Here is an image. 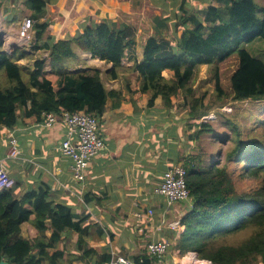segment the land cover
<instances>
[{"label": "trees", "instance_id": "16d2710c", "mask_svg": "<svg viewBox=\"0 0 264 264\" xmlns=\"http://www.w3.org/2000/svg\"><path fill=\"white\" fill-rule=\"evenodd\" d=\"M47 1L26 0L35 20L29 49L15 48L7 53L1 43V125L13 127L18 122L19 108L25 116L85 110L99 118L111 97L122 101L137 96L148 100L149 106L162 97L167 108L185 101L190 140L199 141L204 134H216L215 124L203 117L213 109L218 117L227 116L220 108L229 103L230 94L233 102L264 100V60L248 48V44L264 39V5L256 0H228V7L216 4L224 0H154L165 8V14L155 17L154 32L144 44L143 60H136L130 67L138 75L133 89L127 80L126 87L132 93L127 97L118 90H107L100 70L72 71L67 63L78 58L74 49L79 47L93 58L111 63L109 75L116 79L125 68L123 59L134 43L136 29L104 21L55 41L52 36L47 38L50 21L43 20ZM170 32L174 38H170L168 50L160 37ZM41 49L50 51L51 70H46L45 58L34 56ZM233 55L239 62L230 75L229 93L222 85L219 63ZM23 58L33 60L35 68L18 63ZM204 65L214 74L213 98L208 90L199 92L194 87ZM209 99H213L211 103ZM229 125L231 134L217 135L232 142L222 155L224 162L205 164L199 152L181 162L187 171L192 207L180 219L183 231L177 238L178 247L182 255L193 251L197 258L213 264H264V138H243L236 121L230 120ZM232 162L243 168L239 176L258 179L257 186L240 189L231 170ZM27 221L39 230L34 240L20 235L21 224ZM49 228L52 235L47 240ZM65 229L81 231L70 209L50 202L45 190L29 192L21 199L16 198L13 188L0 190V260L9 264H59L63 253L51 252L50 247ZM245 231L248 236L235 243L233 238ZM144 250L136 258L138 264L159 263L148 248Z\"/></svg>", "mask_w": 264, "mask_h": 264}, {"label": "crops", "instance_id": "0c3cea01", "mask_svg": "<svg viewBox=\"0 0 264 264\" xmlns=\"http://www.w3.org/2000/svg\"><path fill=\"white\" fill-rule=\"evenodd\" d=\"M147 2L163 12L155 17L165 14V8L154 0H145V3L142 0H48L43 18L51 23L47 38L52 36L58 41L83 33L91 23L104 21L131 26L132 22L122 20L126 16L124 12ZM0 4V46L2 43L7 53L15 48L29 49L32 42L18 44L14 41L18 39L23 19L32 17L26 0H0ZM147 19L152 26L156 22L155 18ZM148 37L143 41L140 34L135 35L134 43L126 50L125 68L116 79L109 75L111 63L93 58L90 52L79 47L74 49L78 58L70 60L67 67L72 71L98 69L107 90H118L127 97L132 95L126 87L127 80L131 81L133 89L138 75L130 67L136 58L143 59ZM49 54L46 49L34 53L35 57L47 60V71L51 70ZM18 63L35 68L33 60L27 58ZM164 75L168 77L167 72ZM186 110L185 102L167 108L162 97H157L153 106L137 96L122 101L109 98L103 116L99 117L98 132L105 148L91 160L82 182L73 178L72 159L61 152V143L66 137L61 115L56 114L57 121L46 127L43 113L25 116L19 108L18 122L13 127L0 124V167L15 180L12 188L16 198L45 190L50 202L70 209L80 224L82 232L65 229L54 241L55 246L50 247L51 252L63 253L59 264H107L118 256L138 264L136 258L144 254L148 243L159 239L169 242L164 260L170 264L210 263L197 258L193 251L182 255L178 247L177 238L183 231L179 222L188 210V203L176 202L167 209L164 196L154 192L167 168L197 153L193 147L195 141L189 137ZM12 136L17 138L21 149L17 158L8 157ZM149 209L153 210L150 216L147 215ZM139 213L143 216L138 217ZM34 217L32 215V219ZM38 234L39 230L31 221L21 224V237L34 240ZM51 235L49 228L47 240Z\"/></svg>", "mask_w": 264, "mask_h": 264}, {"label": "rangeland", "instance_id": "374dc122", "mask_svg": "<svg viewBox=\"0 0 264 264\" xmlns=\"http://www.w3.org/2000/svg\"><path fill=\"white\" fill-rule=\"evenodd\" d=\"M145 3V0H142ZM260 4L264 5V0H256ZM154 3V2H153ZM216 4H221L227 7L229 6V1L224 0L223 3L217 2ZM209 4L203 3V6H208ZM136 7L124 12L126 16L122 17V20L132 22L131 26L136 29V37L141 36L142 40L147 38L153 32V27L151 22H149V17L155 18V14H163L160 8L152 7L150 2L146 5L140 3L135 5ZM145 18V19H144ZM143 22V23H141ZM1 28V24H0ZM178 36V34H177ZM170 38H174L173 33H168L167 36L163 35L160 40L163 43H167V49L170 50ZM143 40V41H144ZM17 41V40H14ZM248 48L257 56L264 60V39H257L256 41L248 44ZM127 57L123 59V63L126 62ZM139 60L138 58H136ZM143 60V59H142ZM141 60V61H142ZM238 57L236 55L231 56L225 61L219 63L221 82L224 89L227 92H231L230 87V75L238 66ZM194 87L199 92H204L208 90L210 92V98L216 96L215 90V78L213 71L210 72L209 66H201L198 76L194 81ZM213 99H209L211 103ZM229 103H227L223 108H220L221 112H226L227 116L223 115L218 117L216 109H213L209 114L205 115L203 119L205 121L210 120L215 124L216 134H204L199 141L193 142V147L196 151L200 152V155L204 159V162L211 163L214 165L216 162H224L223 154L229 149L231 141L226 142V139L217 136L218 134H231L232 130L229 125L230 120L236 121L237 124L241 126V132L243 138L251 137H262L264 138V100L260 101H232V95H229ZM185 102V101H182ZM198 129V128H197ZM189 155L185 156L187 158ZM179 164V163H177ZM183 164V163H182ZM242 164V162H241ZM234 165V166H233ZM236 167V169H234ZM231 170L235 173L236 179L238 180L239 188L246 186L248 189L257 186L259 180L254 176H239L243 171V168L239 163L232 162ZM188 207V205H187ZM248 231H245L233 238L235 243H238L242 239L248 236ZM261 264V263H260Z\"/></svg>", "mask_w": 264, "mask_h": 264}, {"label": "built area", "instance_id": "2783aa9c", "mask_svg": "<svg viewBox=\"0 0 264 264\" xmlns=\"http://www.w3.org/2000/svg\"><path fill=\"white\" fill-rule=\"evenodd\" d=\"M35 20L32 17L23 19L18 29V44H29L34 39ZM61 119L66 127V137L61 143V152L72 159V174L76 181L82 182L86 178L87 169L91 160L104 148V139L99 135V118L87 111L63 110ZM46 127H51L57 116L52 112H43ZM76 137V140L73 138ZM21 149L16 137H10V149L8 157L17 158ZM187 171L182 163L174 164L167 168L162 175V180L154 188V192L163 195L167 209H170L176 202H187L188 208L192 207L190 189L186 180ZM15 180L9 176L7 171L0 167V190L12 188ZM153 210L149 209L147 215H152ZM142 217L143 214H137ZM148 251L158 259V264H170L164 260L169 249V242L164 239L154 240L147 245ZM193 259L196 255L192 256ZM202 262V261H200ZM210 262V261H208ZM107 264H131L130 260L118 256L112 258ZM203 264V263H201ZM208 264V263H207ZM209 264H212L210 262Z\"/></svg>", "mask_w": 264, "mask_h": 264}, {"label": "water", "instance_id": "95a60500", "mask_svg": "<svg viewBox=\"0 0 264 264\" xmlns=\"http://www.w3.org/2000/svg\"><path fill=\"white\" fill-rule=\"evenodd\" d=\"M0 264H9V263L5 259H2V260H0Z\"/></svg>", "mask_w": 264, "mask_h": 264}, {"label": "bare ground", "instance_id": "6f19581e", "mask_svg": "<svg viewBox=\"0 0 264 264\" xmlns=\"http://www.w3.org/2000/svg\"><path fill=\"white\" fill-rule=\"evenodd\" d=\"M218 94V93H217ZM209 264V263H208Z\"/></svg>", "mask_w": 264, "mask_h": 264}]
</instances>
